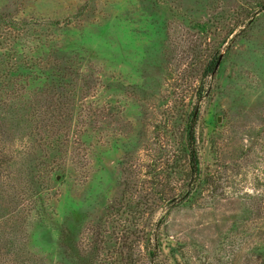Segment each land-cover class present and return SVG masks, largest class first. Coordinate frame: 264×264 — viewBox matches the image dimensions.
<instances>
[{
  "label": "rangeland",
  "instance_id": "rangeland-1",
  "mask_svg": "<svg viewBox=\"0 0 264 264\" xmlns=\"http://www.w3.org/2000/svg\"><path fill=\"white\" fill-rule=\"evenodd\" d=\"M0 264H264V0H0Z\"/></svg>",
  "mask_w": 264,
  "mask_h": 264
},
{
  "label": "trees",
  "instance_id": "trees-1",
  "mask_svg": "<svg viewBox=\"0 0 264 264\" xmlns=\"http://www.w3.org/2000/svg\"><path fill=\"white\" fill-rule=\"evenodd\" d=\"M196 124H192L191 127H190V133H189V139H188V149L190 151V155L192 156V169H193V181L195 183V170L197 168L196 166V162L194 163V160H196V148H195V129H196Z\"/></svg>",
  "mask_w": 264,
  "mask_h": 264
}]
</instances>
